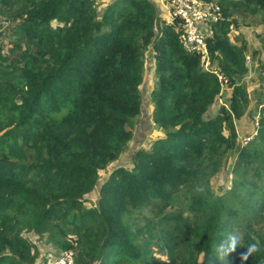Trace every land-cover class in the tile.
I'll return each instance as SVG.
<instances>
[{"label": "trees", "instance_id": "obj_1", "mask_svg": "<svg viewBox=\"0 0 264 264\" xmlns=\"http://www.w3.org/2000/svg\"><path fill=\"white\" fill-rule=\"evenodd\" d=\"M218 4L223 19L207 41L232 88L225 105L218 76L184 50L180 21L161 17L153 0H114L101 16L95 0H0V18L12 24L7 44L19 52L8 55L0 44V264H41L44 239L71 250L75 264H156L128 223L148 207L159 215L161 233L149 234L163 242L165 264H212L233 230L241 243L229 264H243L250 244L258 250L246 264H264V94L257 133L243 145L236 120L250 105L240 83L248 69L244 49L229 38V10L264 23V0ZM148 51L161 135L133 153L131 167L112 171L98 206L88 208L101 172L134 139ZM231 157V187L217 195L210 179ZM180 194L189 196L182 207L159 214Z\"/></svg>", "mask_w": 264, "mask_h": 264}, {"label": "rangeland", "instance_id": "obj_2", "mask_svg": "<svg viewBox=\"0 0 264 264\" xmlns=\"http://www.w3.org/2000/svg\"><path fill=\"white\" fill-rule=\"evenodd\" d=\"M158 7L161 17L166 16L169 12L164 5L165 0H153ZM162 1V2H161ZM203 1V0H202ZM220 0H211L210 2L219 3ZM96 8L99 16L103 14L105 9L111 5L114 0H95ZM206 2V1H205ZM163 3V4H162ZM231 13L229 21L232 22L229 38L232 44L244 49L246 58L247 73L243 76L240 83L246 85L250 95V105L245 110L244 115L240 120H236V128L238 135L241 138L253 135L256 127V121L259 119L260 111L257 102L258 98L264 94V23L262 16L257 14L253 15L249 12H234ZM168 17V16H166ZM169 18V17H168ZM165 18L164 20H167ZM223 15L221 16V20ZM162 20V21H164ZM171 20L167 21L170 22ZM12 25V24H11ZM11 25L2 22L0 18V31H5L0 34V44H6L5 53L12 54V56L19 55L17 51H10L13 45L7 44L9 40L10 32L12 31ZM13 40V38H11ZM204 67V66H203ZM205 68V67H204ZM209 69H216L213 63L209 66ZM157 86V78L155 75V61L151 51L146 52L145 66H144V82L140 88L142 98L141 114L137 117L134 128V139L129 144L128 149L118 159L117 162L110 165V167L101 172V179L97 188L86 197V207H97L99 201L100 186L105 180L108 179L111 172L119 167H131V157L133 153L139 149L151 148L153 143L159 138L161 132L154 125L152 119L153 105L151 102V93ZM232 92V88L229 85V81L224 83L222 87V93L219 100L220 105H225ZM228 109V108H227ZM241 141V140H240ZM228 164L223 166L217 174L210 179V186L212 191L217 195L224 194L231 187L230 167L234 163V158L231 157ZM182 195L178 204L175 206H168L165 210H161L159 214L172 212L175 209L182 207V201H184V195L189 197L188 194ZM159 219V215H156L155 210L152 208H145L142 211H135L128 219V223L132 226L134 233H143L139 236L140 241H146L150 243V250L155 258L156 264H165L169 261L168 253L163 248V242L156 238L151 239L149 233H161L158 228H155L154 224ZM151 221V225L149 224ZM263 227V224H262ZM40 253L42 254L40 263L43 264L47 259H55L60 252V249L53 245L48 246L46 239L40 242ZM49 263L51 261L49 260Z\"/></svg>", "mask_w": 264, "mask_h": 264}, {"label": "built area", "instance_id": "obj_3", "mask_svg": "<svg viewBox=\"0 0 264 264\" xmlns=\"http://www.w3.org/2000/svg\"><path fill=\"white\" fill-rule=\"evenodd\" d=\"M164 5L169 11L168 17L180 21L183 28L181 45L184 50L189 54L199 55L204 69L213 71L223 86L227 82L226 77L217 69H209L211 60L207 41L210 27L221 20V6L202 0H165ZM1 40L0 37V42ZM256 133L241 138V143L246 145ZM49 264H75L74 253L71 250L63 251Z\"/></svg>", "mask_w": 264, "mask_h": 264}, {"label": "clouds", "instance_id": "obj_4", "mask_svg": "<svg viewBox=\"0 0 264 264\" xmlns=\"http://www.w3.org/2000/svg\"><path fill=\"white\" fill-rule=\"evenodd\" d=\"M241 243V237L238 230L227 233L226 237L216 246L215 257L212 264H229L230 256L236 252ZM257 246L250 244L244 253L241 254V261L246 264L248 259L257 252Z\"/></svg>", "mask_w": 264, "mask_h": 264}, {"label": "crops", "instance_id": "obj_5", "mask_svg": "<svg viewBox=\"0 0 264 264\" xmlns=\"http://www.w3.org/2000/svg\"><path fill=\"white\" fill-rule=\"evenodd\" d=\"M162 2V1H161ZM163 4V3H162ZM167 10V9H166ZM167 15H168V13H167Z\"/></svg>", "mask_w": 264, "mask_h": 264}]
</instances>
